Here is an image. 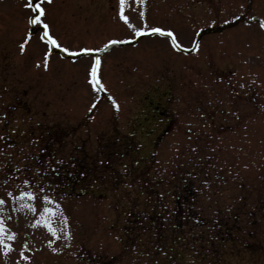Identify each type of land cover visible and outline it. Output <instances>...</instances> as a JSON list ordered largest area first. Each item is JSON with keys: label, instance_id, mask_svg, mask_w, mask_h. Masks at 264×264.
<instances>
[{"label": "rangeland", "instance_id": "1", "mask_svg": "<svg viewBox=\"0 0 264 264\" xmlns=\"http://www.w3.org/2000/svg\"><path fill=\"white\" fill-rule=\"evenodd\" d=\"M261 22L264 0H0V264H264Z\"/></svg>", "mask_w": 264, "mask_h": 264}, {"label": "snow or ice", "instance_id": "2", "mask_svg": "<svg viewBox=\"0 0 264 264\" xmlns=\"http://www.w3.org/2000/svg\"><path fill=\"white\" fill-rule=\"evenodd\" d=\"M49 2H50V0H49ZM121 3L123 4V0H121ZM30 5H31V0H30ZM32 11L34 13H37V14L34 15L29 20V23L32 24V25H37V26L42 25L43 30H44V37L43 38L46 39L47 43L52 44V45H56V46L59 47V45L57 44V41L51 35H49V33H48L49 25L47 23H45L44 20L42 19V17L45 14L44 8L41 7L40 3H36L34 6H32ZM122 18H124V17L122 16ZM260 26H261V28H264V22H261ZM150 31L152 33H160L161 35H167V36H170V37L173 35L171 30L165 31L164 29H161V28H152V29H150ZM140 33H141V30L137 29L136 34L139 35ZM172 44H173V46H177V47L179 46V45H177L175 38H173ZM20 48H21V51L24 50V44L23 43L20 45ZM63 50L65 52L69 51V49H67V48H64ZM81 51H88V49H81ZM45 67H47V62H45ZM96 71H97L96 65L94 64L92 66V68H91V77H92V81L94 83H96ZM241 86L243 87V85H241ZM113 104L115 105V101H113ZM56 163L57 164H62L63 161L62 160H58V161H56ZM53 170H55V169H53ZM37 171H40V170L37 169ZM24 183L27 184L28 181L25 180ZM25 196H27L29 198H32V193L31 192H22L20 194V198L21 199L23 197H25ZM44 199H45V201H47L48 197L45 196ZM2 203H3V201L0 200V204H2ZM25 207H31V206L30 205H25ZM51 211H52L51 209L45 208L43 210V212L41 213V215L44 216L46 213H51ZM44 223L48 227V230L50 232H52V234L55 236L56 235V231L51 227L50 223H48V221L46 219H45ZM7 239L8 240L14 239V234H9ZM3 244H4V228H3V226H0V245H3ZM9 249H10V245L6 246L5 250L7 251ZM53 251H55V249H53Z\"/></svg>", "mask_w": 264, "mask_h": 264}, {"label": "flooded vegetation", "instance_id": "3", "mask_svg": "<svg viewBox=\"0 0 264 264\" xmlns=\"http://www.w3.org/2000/svg\"><path fill=\"white\" fill-rule=\"evenodd\" d=\"M44 40H46V39H44ZM47 42V41H46ZM48 45H49V43H47ZM60 52H61V50H59ZM49 52H50V47H49ZM8 93V89H7V87H6V85H5V88L2 90V91H0V95H6ZM18 96V95H17ZM7 97H12V96H7ZM13 97H16V95H14ZM9 99V98H8ZM13 101H14V99H12L11 101L10 100H8L7 102H8V105H10V106H15L14 104H13ZM3 109V108H2ZM8 110H11L10 108L8 109ZM158 115H164V112H162V111H160L159 112V114ZM60 168H62V171H65V168H63V166H60ZM60 171V170H59ZM61 187H63V186H61Z\"/></svg>", "mask_w": 264, "mask_h": 264}, {"label": "trees", "instance_id": "4", "mask_svg": "<svg viewBox=\"0 0 264 264\" xmlns=\"http://www.w3.org/2000/svg\"><path fill=\"white\" fill-rule=\"evenodd\" d=\"M222 227V226H221Z\"/></svg>", "mask_w": 264, "mask_h": 264}]
</instances>
